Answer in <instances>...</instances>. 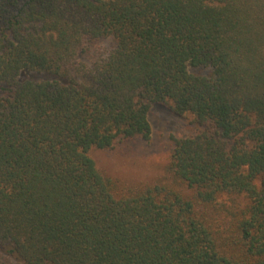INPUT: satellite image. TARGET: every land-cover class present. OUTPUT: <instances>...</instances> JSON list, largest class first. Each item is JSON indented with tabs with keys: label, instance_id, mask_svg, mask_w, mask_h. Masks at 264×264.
Here are the masks:
<instances>
[{
	"label": "trees",
	"instance_id": "trees-1",
	"mask_svg": "<svg viewBox=\"0 0 264 264\" xmlns=\"http://www.w3.org/2000/svg\"><path fill=\"white\" fill-rule=\"evenodd\" d=\"M156 105L192 195L91 156ZM0 264H264V0H0Z\"/></svg>",
	"mask_w": 264,
	"mask_h": 264
},
{
	"label": "rangeland",
	"instance_id": "rangeland-1",
	"mask_svg": "<svg viewBox=\"0 0 264 264\" xmlns=\"http://www.w3.org/2000/svg\"><path fill=\"white\" fill-rule=\"evenodd\" d=\"M150 122V142L136 139L125 141L113 150L93 149L91 156L97 168L105 177L128 187L162 185L192 195L170 170V165L174 138L190 137L196 131L194 116H179L169 107L156 105L150 112Z\"/></svg>",
	"mask_w": 264,
	"mask_h": 264
}]
</instances>
